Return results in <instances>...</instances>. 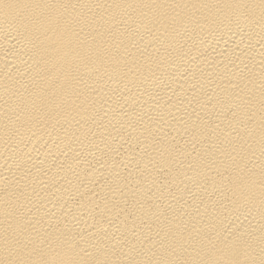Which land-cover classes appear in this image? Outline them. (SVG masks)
<instances>
[{
  "label": "bare ground",
  "instance_id": "bare-ground-1",
  "mask_svg": "<svg viewBox=\"0 0 264 264\" xmlns=\"http://www.w3.org/2000/svg\"><path fill=\"white\" fill-rule=\"evenodd\" d=\"M0 264H264V0H0Z\"/></svg>",
  "mask_w": 264,
  "mask_h": 264
}]
</instances>
